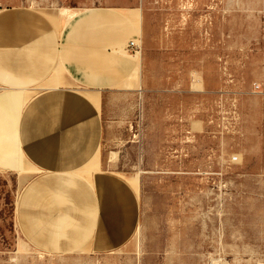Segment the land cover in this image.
Listing matches in <instances>:
<instances>
[{
  "label": "rangeland",
  "instance_id": "rangeland-1",
  "mask_svg": "<svg viewBox=\"0 0 264 264\" xmlns=\"http://www.w3.org/2000/svg\"><path fill=\"white\" fill-rule=\"evenodd\" d=\"M134 6L138 47L127 49L130 39L115 51L138 60L126 81L136 89L88 93L65 64L62 39L74 28L81 39L104 36V25L79 18ZM7 9L44 16L59 42L52 70L26 88L61 72L74 85L57 90L98 98L90 107L100 135L98 158L80 169L77 185L27 191L57 171L39 167L22 136L0 158V264H264V0H0ZM18 23L19 41L4 37V48L34 36L33 24ZM31 97L24 109L0 98L2 142L11 123L22 132L34 113V149H58L68 101L49 99L31 112ZM72 187L79 199L67 204L77 210L63 217ZM62 234L65 243L83 239L62 247Z\"/></svg>",
  "mask_w": 264,
  "mask_h": 264
},
{
  "label": "crops",
  "instance_id": "crops-1",
  "mask_svg": "<svg viewBox=\"0 0 264 264\" xmlns=\"http://www.w3.org/2000/svg\"><path fill=\"white\" fill-rule=\"evenodd\" d=\"M12 10L7 9L6 13L0 10V76L3 77L2 82L8 85V88L2 89L3 93L2 91L0 93L1 103L7 106L12 105V107L14 104L21 103L24 109L28 98L33 95V91L40 88L46 89L48 92L39 95V97L37 96L38 98H33L36 95L31 97V99L33 98L32 104L28 108L31 112L38 110L49 99H58L60 97L62 100L68 101V103L64 106L63 110L61 109L62 116L57 119L60 127L58 128L59 139H56L62 144L58 149H51L50 147L48 149H34L37 133L34 129L33 131L31 129L36 118L34 113H29L26 114L22 125V132H18V128H14L13 123H11L9 129L6 128L5 132L10 141L4 143L0 138V158L4 159L5 156L7 158L11 154L12 143L22 136L23 141H27V153L38 163L37 165L42 169L57 171L47 175H40V177H37L30 183L27 191L29 189L38 191L39 187L41 189L42 185L44 186L48 183L62 184V188L64 184L77 185L80 182V169L88 164L91 159L89 165L95 163L98 158L96 153L98 151L100 135L99 113L98 109L94 111L91 108L92 106L93 108H97L99 103L98 98L93 97L89 99L83 97L82 92L78 90L63 87L57 90V87L60 85H74V83L61 79V72L58 74V78L52 79L49 77L44 82L45 84L42 83L34 87L33 90H30L32 88H26L29 85L40 83L52 70L60 52L58 48L59 42L44 16L25 14L24 12L15 13ZM136 10L140 9L136 6L129 7L128 9L112 8L106 11L101 10L102 12L105 11L104 13L99 12L98 14L85 15L79 18L81 23L88 22L90 24L104 25L102 28L103 32L105 29L110 34H105L104 32L103 34L105 35L99 38H96V35L95 37L81 39L78 37L79 29L74 28L64 40L62 39V56L66 58L65 64L70 65V72L76 79L81 80V82L92 89L88 93H99L105 89H136L133 87L134 83L129 85L126 81L130 78L134 69L139 70V62L131 55L120 54L123 52L124 44L128 40L132 39L130 41L132 42L137 38L138 29L135 26L137 22L133 21L134 23L132 24L129 19L132 12ZM22 20H24V23L34 25L31 26L34 30V36H27L25 40L22 39V43L18 44L17 48L14 46L10 49L4 48L2 46V38L4 37L8 38L11 36L12 41H14L16 35V39L18 36L19 41L22 27H19L18 22ZM108 25H111V27L108 28ZM31 28H28V30H31ZM122 45V51L120 53L116 52L115 48ZM83 57H90V59L85 58L84 60ZM28 63L32 65H29V70L24 74L22 66L24 64L28 65ZM86 63L90 64L89 70ZM109 72H111L110 76L108 75ZM21 87L23 89H18ZM15 91H19V93ZM28 91L30 95L27 94ZM69 103L72 106H69ZM83 107L86 108L84 115L82 112ZM23 109L19 112H22ZM3 134L4 132H1L0 136ZM55 135L58 136L57 132ZM39 141L43 140L39 139ZM21 157L25 160L22 155ZM7 162L10 163L12 161L9 159ZM25 162L30 165L27 160ZM30 167L33 166L30 165ZM131 184L133 185L134 183L131 182ZM134 188L136 189V187ZM77 196L76 189L73 187L70 195H62L63 217L71 215L72 212L69 210H77V208L72 207L73 202L76 203L79 199ZM67 201L72 206L68 207ZM62 230L64 229L62 228ZM65 239V235L63 236L62 234V247H72L81 243L83 236L82 234L71 235L68 237L69 241L67 243H65Z\"/></svg>",
  "mask_w": 264,
  "mask_h": 264
},
{
  "label": "built area",
  "instance_id": "built-area-1",
  "mask_svg": "<svg viewBox=\"0 0 264 264\" xmlns=\"http://www.w3.org/2000/svg\"><path fill=\"white\" fill-rule=\"evenodd\" d=\"M138 47V45L137 44H133V42H128L127 43V49L129 48L130 50H134V49H136Z\"/></svg>",
  "mask_w": 264,
  "mask_h": 264
},
{
  "label": "bare ground",
  "instance_id": "bare-ground-1",
  "mask_svg": "<svg viewBox=\"0 0 264 264\" xmlns=\"http://www.w3.org/2000/svg\"><path fill=\"white\" fill-rule=\"evenodd\" d=\"M133 44H134V42H133ZM122 47H123V45L122 46H119L120 49H122Z\"/></svg>",
  "mask_w": 264,
  "mask_h": 264
}]
</instances>
